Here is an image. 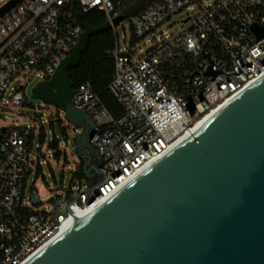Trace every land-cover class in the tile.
Returning a JSON list of instances; mask_svg holds the SVG:
<instances>
[{"label":"built area","instance_id":"obj_1","mask_svg":"<svg viewBox=\"0 0 264 264\" xmlns=\"http://www.w3.org/2000/svg\"><path fill=\"white\" fill-rule=\"evenodd\" d=\"M11 1L0 0V10ZM92 10L104 12L114 34L107 90L121 113L106 108L90 81L73 89L68 103L93 121L89 142L99 158L89 157L90 177L57 188L45 210L36 208L35 190L25 195L32 129L0 126V264H24L165 157L202 117L264 77V36L251 28H264V0H157L128 17L131 31L121 42L115 0H20L0 16V110L26 104L19 78H51Z\"/></svg>","mask_w":264,"mask_h":264},{"label":"water","instance_id":"obj_2","mask_svg":"<svg viewBox=\"0 0 264 264\" xmlns=\"http://www.w3.org/2000/svg\"><path fill=\"white\" fill-rule=\"evenodd\" d=\"M81 24L51 78L31 88V98L63 110L80 128L72 150L83 161L73 171L77 179L90 177L82 148L99 156L89 142L93 121L68 103V70L79 65L92 36L110 29L108 22ZM251 28L264 36V28ZM26 264H264V77Z\"/></svg>","mask_w":264,"mask_h":264},{"label":"rangeland","instance_id":"obj_3","mask_svg":"<svg viewBox=\"0 0 264 264\" xmlns=\"http://www.w3.org/2000/svg\"><path fill=\"white\" fill-rule=\"evenodd\" d=\"M118 13L123 14L120 11ZM123 15L124 19L116 29L120 42L122 36H128L131 31L129 15L126 12ZM179 20L180 15L173 16L169 24L177 28ZM39 80L40 77L26 74L15 82L27 84L22 89L27 102L22 106H7L0 110V126L32 129L34 137L30 159L33 161V171L27 176L25 195L35 190L42 202L36 208L45 210L51 205L50 199L58 194L57 188H67L72 184L75 180L73 171L81 167L83 161L77 154H72L75 134L80 128L64 117L63 110L31 98V88Z\"/></svg>","mask_w":264,"mask_h":264},{"label":"trees","instance_id":"obj_4","mask_svg":"<svg viewBox=\"0 0 264 264\" xmlns=\"http://www.w3.org/2000/svg\"><path fill=\"white\" fill-rule=\"evenodd\" d=\"M115 9L129 16L138 14L147 5L157 0H118ZM85 25L95 27L106 22V15L99 10H92L81 17ZM114 47V39L111 29H107L90 38L87 49L82 53L81 61L77 67L68 70L73 89L85 82L90 81L93 89L99 93L106 108L115 116H119L121 109L114 97L107 90L114 70V60L110 51Z\"/></svg>","mask_w":264,"mask_h":264},{"label":"bare ground","instance_id":"obj_5","mask_svg":"<svg viewBox=\"0 0 264 264\" xmlns=\"http://www.w3.org/2000/svg\"><path fill=\"white\" fill-rule=\"evenodd\" d=\"M231 102V101H230ZM229 102V103H230ZM228 104V103H227ZM227 104L220 106L216 108L215 110L211 111L204 117H202L199 121L195 123V125L185 134L180 136L177 141L171 146L170 152L176 149L178 146H180L182 143H184L186 140H188L194 133H196L202 126H204L210 119H212L218 112H220ZM169 152V153H170ZM64 233V232H63ZM63 233H60L56 235L54 238H52L48 243H46L44 246H42L39 250H37L35 253H33L24 264H26L28 261H30L32 258H34L37 254H39L41 251H43L45 248H47L49 245H51L53 242H55L58 238H60Z\"/></svg>","mask_w":264,"mask_h":264},{"label":"flooded vegetation","instance_id":"obj_6","mask_svg":"<svg viewBox=\"0 0 264 264\" xmlns=\"http://www.w3.org/2000/svg\"><path fill=\"white\" fill-rule=\"evenodd\" d=\"M82 149L86 150L89 154V157L94 159V161L98 162V157L96 156L94 150H92L91 148L88 147H83Z\"/></svg>","mask_w":264,"mask_h":264}]
</instances>
